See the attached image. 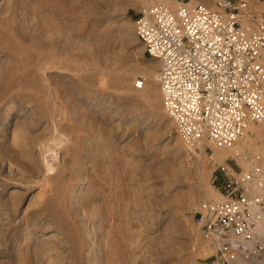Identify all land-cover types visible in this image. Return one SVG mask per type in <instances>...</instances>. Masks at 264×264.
I'll use <instances>...</instances> for the list:
<instances>
[{"label":"rangeland","instance_id":"obj_1","mask_svg":"<svg viewBox=\"0 0 264 264\" xmlns=\"http://www.w3.org/2000/svg\"><path fill=\"white\" fill-rule=\"evenodd\" d=\"M144 2L0 0V264H214L194 215L222 197L163 111Z\"/></svg>","mask_w":264,"mask_h":264},{"label":"built area","instance_id":"obj_2","mask_svg":"<svg viewBox=\"0 0 264 264\" xmlns=\"http://www.w3.org/2000/svg\"><path fill=\"white\" fill-rule=\"evenodd\" d=\"M135 33L160 68L165 114L184 144L212 167L221 201L195 211L214 264H264V164L249 146L222 158L215 147L242 143L264 125V16L247 0H145ZM144 80L136 83L141 87ZM244 164L232 169L227 160Z\"/></svg>","mask_w":264,"mask_h":264},{"label":"crops","instance_id":"obj_3","mask_svg":"<svg viewBox=\"0 0 264 264\" xmlns=\"http://www.w3.org/2000/svg\"><path fill=\"white\" fill-rule=\"evenodd\" d=\"M249 2V9L251 12H255L258 13L262 16H264V0H247ZM197 2L199 3H203L205 4L206 2L204 0H197ZM207 4V3H206ZM205 4V5H206ZM207 6L214 8L215 7V2L214 4H208ZM257 140H261L262 141V145H264V125H258V124H252V126L249 128L247 136L245 137V139L242 141L243 146H249V148L251 149V152L253 154L259 155L261 158V162L264 164V156L262 154H257L253 152V149L251 147H259L260 144L258 143ZM264 149V146H263ZM220 155H222L223 157L227 156V154L229 153V149L221 147V148H217L216 149ZM232 169L237 170L238 166H233L236 163L232 162V164L227 163ZM208 201H215V200H209ZM264 224V212H263V223Z\"/></svg>","mask_w":264,"mask_h":264},{"label":"bare ground","instance_id":"obj_4","mask_svg":"<svg viewBox=\"0 0 264 264\" xmlns=\"http://www.w3.org/2000/svg\"><path fill=\"white\" fill-rule=\"evenodd\" d=\"M171 2H173V4H175V3H177L178 2V0H171ZM160 92H161V89H160ZM161 96H162V94H161ZM163 111H164V108H163ZM164 113H165V111H164ZM170 118V117H169ZM171 119V118H170ZM172 120V119H171ZM173 121V120H172ZM174 123V122H173ZM242 147L243 146V144L242 143H240V144H236L235 146H232V147H229V148H227V149H229V153L227 154V156H225V157H223L222 155H220L223 159L224 158H227L228 156H230L231 154H232V152H233V149H237L238 147ZM240 147V148H241ZM244 147V146H243ZM242 147V148H243ZM217 148H221V147H215V149H217ZM225 148V147H224ZM241 148V149H242ZM198 156H200L199 154H198ZM209 188L211 189L212 188V186L211 185H209ZM212 191H214V190H212ZM218 193V192H217ZM220 194V193H219ZM221 195V194H220ZM222 197V196H221ZM221 200H222V198H221ZM221 200H219V201H221ZM262 230H263V232H264V226L262 225ZM208 243H209V241H208ZM209 245H210V243H209ZM211 246V245H210ZM212 248V247H211Z\"/></svg>","mask_w":264,"mask_h":264}]
</instances>
